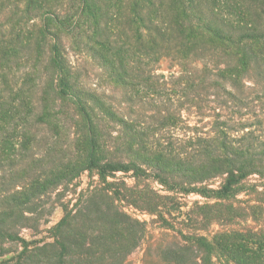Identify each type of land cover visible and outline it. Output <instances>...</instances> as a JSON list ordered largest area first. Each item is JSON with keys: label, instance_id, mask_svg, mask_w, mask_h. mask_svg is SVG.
Segmentation results:
<instances>
[{"label": "trees", "instance_id": "obj_1", "mask_svg": "<svg viewBox=\"0 0 264 264\" xmlns=\"http://www.w3.org/2000/svg\"><path fill=\"white\" fill-rule=\"evenodd\" d=\"M252 177L264 0H0V259L126 264L155 226L188 264H264V226L239 223L264 220ZM56 207L53 242L28 251L21 231Z\"/></svg>", "mask_w": 264, "mask_h": 264}, {"label": "rangeland", "instance_id": "obj_2", "mask_svg": "<svg viewBox=\"0 0 264 264\" xmlns=\"http://www.w3.org/2000/svg\"><path fill=\"white\" fill-rule=\"evenodd\" d=\"M161 71L164 74H167V63L163 62L161 64ZM251 185H258L259 186V192H262L264 190V187L261 186V182L259 181V178L252 177L249 180ZM90 180L88 178V175H83L77 182L78 186V193L81 191L87 190L89 186ZM133 182H129V186H132ZM219 184H216L213 186V188H217ZM154 189L159 190V187L154 185ZM72 198V195L68 198ZM247 198L245 194H242L238 197V200L245 201ZM194 202H201L204 203V200L200 198L199 196H190L185 199H182V203L185 206L183 211H188L191 209ZM129 215L132 217L143 221L150 223L152 221V218L149 216L140 215L139 213L133 211V210H127L126 211ZM64 218V211L61 207H56L52 214L49 217L43 218L40 221V224L36 228H31L28 230H22L20 233L21 239L27 243L28 245V251L34 250L36 248H40L44 246L45 244L52 243L53 240L50 238V230L54 228L62 219ZM177 218V215H176ZM261 219V218H259ZM180 223L181 220H178ZM241 227L243 225H248L253 228H256L257 230L262 229L264 226V220H245L240 221ZM209 232L203 233L204 235L210 234L215 235L218 232L223 231V227L220 223L215 222L212 224L211 228L208 230ZM149 232L153 235L152 238L149 239L147 243L144 244V246L141 249L135 250L128 258L126 264H188L187 260L185 258H176L173 254L170 252L171 246L166 242H159V231L155 226H149ZM24 250V247H20L19 252L21 253ZM48 251L45 253H36L34 256L36 263H42L47 262L51 259L52 254H47ZM15 255L9 254L5 257L0 259V264H16L14 260ZM72 261V260H71ZM45 263V264H47ZM22 264H32L30 262L24 261Z\"/></svg>", "mask_w": 264, "mask_h": 264}]
</instances>
